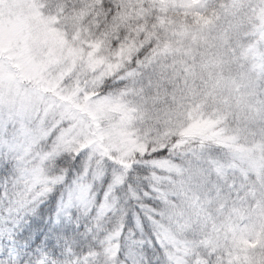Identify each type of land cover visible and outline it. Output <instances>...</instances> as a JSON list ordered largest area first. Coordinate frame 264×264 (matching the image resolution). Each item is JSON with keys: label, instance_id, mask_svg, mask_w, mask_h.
I'll use <instances>...</instances> for the list:
<instances>
[{"label": "snow or ice", "instance_id": "obj_1", "mask_svg": "<svg viewBox=\"0 0 264 264\" xmlns=\"http://www.w3.org/2000/svg\"><path fill=\"white\" fill-rule=\"evenodd\" d=\"M0 264H264V0H0Z\"/></svg>", "mask_w": 264, "mask_h": 264}]
</instances>
